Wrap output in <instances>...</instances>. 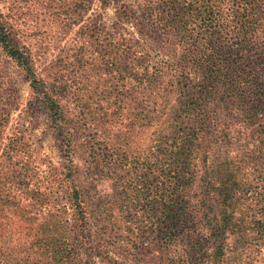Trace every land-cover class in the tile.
I'll return each instance as SVG.
<instances>
[{
  "label": "trees",
  "instance_id": "obj_1",
  "mask_svg": "<svg viewBox=\"0 0 264 264\" xmlns=\"http://www.w3.org/2000/svg\"><path fill=\"white\" fill-rule=\"evenodd\" d=\"M67 1L42 0L45 9H56V16L36 23L40 28L55 25V33L74 34L50 64L49 74L35 72V61L23 44L34 26L21 20L16 2L10 3L9 14L0 12V46L31 78L36 95L46 91L43 99L53 123L63 116L54 96L60 91L62 99L71 95L73 102L77 95V105L83 107L79 95L88 71L97 83L96 94L101 86L113 98L110 81L103 78V72L113 71L122 85L129 82L134 94L146 96L151 121L164 114L152 140L151 163L133 164L112 151L114 163L128 169L125 189L139 192L156 181L166 184L159 215L152 207L154 216L137 238L182 241L186 259L169 264L205 263L212 241L216 260L228 264L231 258L242 261V247L251 244L247 236L253 234L258 252H248L243 263L259 258L264 264V0H141L135 5L114 0L111 31L98 24L96 14L86 16L93 0ZM127 26L141 38L125 36L133 33ZM235 133L243 147L225 151ZM15 141L10 138L9 144ZM141 167L146 182L135 178ZM245 201L257 210L249 223L239 213ZM197 211L203 215L198 217Z\"/></svg>",
  "mask_w": 264,
  "mask_h": 264
},
{
  "label": "rangeland",
  "instance_id": "obj_2",
  "mask_svg": "<svg viewBox=\"0 0 264 264\" xmlns=\"http://www.w3.org/2000/svg\"><path fill=\"white\" fill-rule=\"evenodd\" d=\"M125 1L135 5L141 0ZM13 2L20 7L21 20L26 18L34 26L23 44L35 61V72L46 76L74 34L55 33L57 27L51 23L48 29L36 25L42 18L56 16V9H45L42 0H0V12L9 14ZM104 2L93 0L86 16L96 14L98 24L111 31L116 5L114 0ZM127 27L133 33L125 36L141 38L133 27ZM86 75L79 95L83 107L77 105V95L73 94V102L71 95L62 99L60 91L54 96L63 116L53 123L43 99L46 91L36 95L31 78L0 46V264H169L170 260L186 259L180 240L164 244L157 237L153 242L137 238L152 218V207L159 215L166 184L156 181L139 192L125 189L128 169L114 163L117 157L112 155L116 149L133 164L151 163L152 140L163 126L164 114L151 121L146 96L134 94L129 82L122 85L115 72H103L113 98L106 97V88L101 86L96 94V81L89 78L90 71ZM157 108L165 110L160 105ZM63 124L64 130L60 129ZM234 137L223 147L225 151L237 152L243 147L239 134ZM10 138L17 142L9 144ZM145 172L141 167L135 178L146 182ZM242 203L240 218L247 223L256 219L257 210L249 209L254 203ZM236 238L228 241V248L232 249ZM247 241L251 244L242 247V261L231 258L228 264H248L243 263L245 255L257 254L255 236L250 234ZM207 252L208 258L201 264H227L216 260L218 250L212 241ZM258 259L251 264H259Z\"/></svg>",
  "mask_w": 264,
  "mask_h": 264
}]
</instances>
